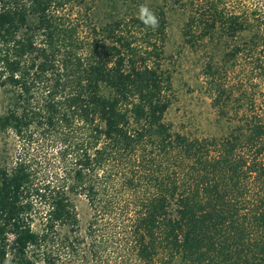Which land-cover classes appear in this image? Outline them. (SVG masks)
Masks as SVG:
<instances>
[{
  "label": "trees",
  "instance_id": "16d2710c",
  "mask_svg": "<svg viewBox=\"0 0 264 264\" xmlns=\"http://www.w3.org/2000/svg\"><path fill=\"white\" fill-rule=\"evenodd\" d=\"M170 1L190 11L183 28L190 45L251 30L229 59L264 50V0L260 25L227 12L223 0L206 8L193 0L165 6ZM75 2L88 6L0 0L7 95L0 132L23 143L36 130L56 134L65 163L47 181L23 155L0 166V264H264V114L254 103L241 106V119L222 137L173 131L166 7L151 10L154 30L139 19L145 0H126L125 15L94 23L92 40L83 41L60 15ZM207 68L213 106L229 116L225 69ZM83 199L90 207L84 234Z\"/></svg>",
  "mask_w": 264,
  "mask_h": 264
},
{
  "label": "rangeland",
  "instance_id": "374dc122",
  "mask_svg": "<svg viewBox=\"0 0 264 264\" xmlns=\"http://www.w3.org/2000/svg\"><path fill=\"white\" fill-rule=\"evenodd\" d=\"M210 1L193 0L196 5L205 8ZM129 3L126 0H88L86 6L75 2L62 10L60 15H64L69 24L78 27L77 36L81 40L91 41L92 25L106 22L112 13L125 15ZM165 3V0H145L144 5L153 10L154 7L165 6ZM262 3L263 0H223L222 7L229 13L249 18L253 25H260L257 19ZM131 4L137 8L133 2ZM115 5L116 9H113ZM165 7L169 19L165 69L172 75V87L168 90L171 106L166 121L173 131L191 138L222 137L228 135L231 127L241 119L244 110L241 106L254 103L256 110L264 114V50L253 55L246 50L232 59L228 56L231 50L250 40L251 30L236 38L219 32L192 46L183 35L190 11L172 3ZM211 64L225 69L222 70V82L233 91L232 109L240 111L238 116L232 110L229 116L220 117L213 106L214 90L207 72V66ZM6 98L5 91L0 90V116L5 112ZM35 132L34 140L29 143L20 141L13 132H0V166L12 167L23 155L36 165L41 181L53 180L55 175L63 174L65 166L61 161L60 140L56 134ZM79 210L84 234L90 216V207L84 199L79 201Z\"/></svg>",
  "mask_w": 264,
  "mask_h": 264
},
{
  "label": "clouds",
  "instance_id": "9594fccd",
  "mask_svg": "<svg viewBox=\"0 0 264 264\" xmlns=\"http://www.w3.org/2000/svg\"><path fill=\"white\" fill-rule=\"evenodd\" d=\"M139 19L148 27L156 29L159 26V20L147 6L141 5L139 8Z\"/></svg>",
  "mask_w": 264,
  "mask_h": 264
}]
</instances>
